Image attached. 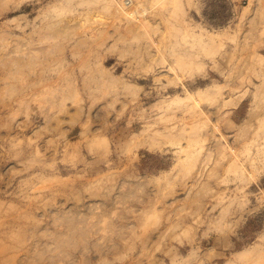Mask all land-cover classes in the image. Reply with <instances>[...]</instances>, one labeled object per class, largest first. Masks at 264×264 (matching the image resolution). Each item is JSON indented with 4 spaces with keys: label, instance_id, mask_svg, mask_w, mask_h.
Returning a JSON list of instances; mask_svg holds the SVG:
<instances>
[{
    "label": "rangeland",
    "instance_id": "obj_1",
    "mask_svg": "<svg viewBox=\"0 0 264 264\" xmlns=\"http://www.w3.org/2000/svg\"><path fill=\"white\" fill-rule=\"evenodd\" d=\"M122 2L0 0V264H264V0Z\"/></svg>",
    "mask_w": 264,
    "mask_h": 264
},
{
    "label": "bare ground",
    "instance_id": "obj_2",
    "mask_svg": "<svg viewBox=\"0 0 264 264\" xmlns=\"http://www.w3.org/2000/svg\"><path fill=\"white\" fill-rule=\"evenodd\" d=\"M121 6H122V10H126V12H128L129 14H131V15H134V14H137V12H140V10H137V7H139V6H137V7H135L134 5H132V2H131V0H123V2H122V4H121ZM139 9V8H138ZM134 10H137V12L135 13V11ZM134 11V12H133ZM141 11H143L144 13L146 12V10H142L141 9ZM142 13V12H141ZM140 14V13H139ZM202 93L204 94V93H208V94H210L208 91H205L204 89L202 90ZM201 94V93H200ZM203 94H201L202 96L201 97H203ZM205 95V94H204ZM207 95V94H206Z\"/></svg>",
    "mask_w": 264,
    "mask_h": 264
}]
</instances>
